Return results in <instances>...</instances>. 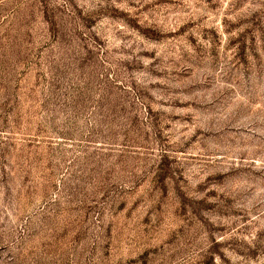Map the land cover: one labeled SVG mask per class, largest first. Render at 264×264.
<instances>
[{
  "label": "rangeland",
  "instance_id": "rangeland-1",
  "mask_svg": "<svg viewBox=\"0 0 264 264\" xmlns=\"http://www.w3.org/2000/svg\"><path fill=\"white\" fill-rule=\"evenodd\" d=\"M0 264H264V0H0Z\"/></svg>",
  "mask_w": 264,
  "mask_h": 264
}]
</instances>
